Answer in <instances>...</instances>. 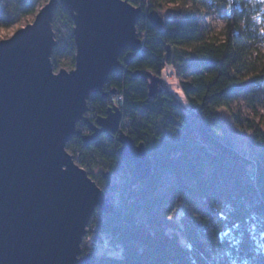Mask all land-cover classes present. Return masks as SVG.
I'll use <instances>...</instances> for the list:
<instances>
[{"label":"trees","instance_id":"trees-1","mask_svg":"<svg viewBox=\"0 0 264 264\" xmlns=\"http://www.w3.org/2000/svg\"><path fill=\"white\" fill-rule=\"evenodd\" d=\"M128 1L145 11L146 0ZM199 1L152 0L183 6L166 20L162 31L143 14L145 48L123 53V67L106 84V90L124 94L128 134L136 144H145L153 160L150 178L139 181L133 164L112 151L116 135H105V146L95 142L85 147L80 139L70 142L82 152L84 167L95 163L91 155L95 154L108 168L123 171L126 178L125 211L100 213L95 222L97 233L112 235L123 250L105 254L95 264H264V249L248 233L249 223L264 222V150L247 157L218 136L229 121L253 128L241 113L233 111L231 100L246 92L260 97L264 91V61L255 57L264 42V26L255 23L264 17L263 8L260 0H221L226 28L220 36L212 34ZM14 10L24 16L35 14L38 0H15ZM57 20L74 27L62 7L55 14ZM167 44L184 48V56L177 59L191 76L181 82L188 100L185 108L169 88L151 97L148 82L134 76L144 71L163 78L174 61ZM108 99L94 94L89 105L106 115ZM166 174L175 178V185L166 186ZM172 195L178 197L175 205H171ZM186 200L198 217L188 213ZM167 207L175 210L170 220L162 214ZM178 210L184 212L180 221L175 215ZM141 215L147 217L146 224L139 223ZM237 224L239 228L233 227ZM229 229V235H224Z\"/></svg>","mask_w":264,"mask_h":264},{"label":"water","instance_id":"water-1","mask_svg":"<svg viewBox=\"0 0 264 264\" xmlns=\"http://www.w3.org/2000/svg\"><path fill=\"white\" fill-rule=\"evenodd\" d=\"M59 7L74 23L76 64L55 73L53 22ZM142 17L143 9L128 0H49L34 23L0 41V264L96 263L95 254L82 256L87 227L96 211H117L67 151L80 121L93 131L83 136L85 147L118 134V153L133 164L138 180L152 175L145 144L120 130L117 107L96 124L85 117L91 96L103 94L110 75L123 67V53L145 48L137 31ZM146 17L164 29L157 10ZM134 76L148 82L151 97L163 92L161 76ZM103 177L110 186L109 173Z\"/></svg>","mask_w":264,"mask_h":264},{"label":"rangeland","instance_id":"rangeland-1","mask_svg":"<svg viewBox=\"0 0 264 264\" xmlns=\"http://www.w3.org/2000/svg\"><path fill=\"white\" fill-rule=\"evenodd\" d=\"M48 2L49 0H38L37 12L35 14L24 16L16 13L14 10L15 0H0V41L11 38L21 28L34 23L37 13ZM260 2L262 4L264 13V0H260ZM159 4H162V6ZM182 6V3H153L152 0H146V8L145 11H143V14H147L152 10H157L161 16L167 20L172 18ZM198 6L205 15L207 25L210 27L212 34H220L221 36L226 28V19L223 17L221 12L223 2L221 0H200ZM151 7H153V9H150ZM255 23L258 26H264V17L262 19L256 18ZM53 30L55 33V39L57 41V45L55 46L51 56L54 72L58 73L63 69L72 71L75 69L76 64L74 27L70 28L60 20H57L53 22ZM137 31L143 45L145 46V37H147V32L146 30L144 31L142 29L140 22L137 25ZM167 50L172 53L174 61L172 64H169L163 72L164 83L162 87L169 88L176 96L180 105L185 108L188 106V100L181 88V82L190 80L191 76L184 64L179 61L184 56V48L167 44L166 51ZM258 51L260 54H255V57L258 61H264V42L258 46ZM105 87L104 91L106 90ZM231 107L235 113H241L246 119H248L252 123L253 128H249L247 124L239 125L234 121H229L225 124L224 129L218 132V136L223 142H228L232 149L245 154L247 157L257 156L264 150V91L260 97L255 96L251 92H246L239 97L233 98L231 100ZM89 108H93V105H89ZM103 137H105V135L100 136L98 139ZM73 139H76V137ZM99 143L105 146L103 139H100ZM68 145L67 151L73 156L75 163L87 171L89 177H91L97 183V185L110 199L115 200L113 197H116L117 190L115 188L110 189L109 186L105 184L106 180L103 177V173H109L111 183L113 181L122 182V176L120 179L119 173L118 175L111 174L108 170V164L95 154H91L95 158V163L84 167L80 159L82 152L77 149V144L70 143L69 147ZM164 182L166 183L167 187L173 186L175 185V178L169 174H166L164 176ZM171 199V205H175L178 201V197L176 195H172ZM196 201L198 205L201 206V201L199 199ZM112 203L115 205L114 202ZM184 206L192 217H198L196 208L189 202V200H186ZM174 211V209L167 207L162 214L170 220L174 215ZM183 213V210H178L175 213L177 221H180ZM99 218L100 212L96 211L87 227V233L83 237L81 244L82 256L88 254H99L102 250V248L99 246L97 252H94L95 250L91 252V248H93L95 245H98L96 242H98V238L101 235L97 233V227L95 226V222ZM139 223L146 224L147 217L141 215L139 217Z\"/></svg>","mask_w":264,"mask_h":264},{"label":"built area","instance_id":"built-area-1","mask_svg":"<svg viewBox=\"0 0 264 264\" xmlns=\"http://www.w3.org/2000/svg\"><path fill=\"white\" fill-rule=\"evenodd\" d=\"M145 16H146V14H145ZM105 89H106V87H105ZM102 95L106 98L109 97V99H108L109 107L108 108L117 107L121 111L122 120L120 122L119 128H120V130H122L123 132L128 134L129 130H130V120L126 115L124 94L123 93H112L109 90H105ZM104 116H106V115H104L102 112H100V113L97 112V110L94 107L89 108L88 112L85 115L87 121H89L92 124H96L97 119L100 117H104ZM77 130H78V135L76 136V139H80V140H82L83 136L90 135L93 133V131L91 130V128L89 127V125L85 121H80V123L77 126ZM115 137H116V139H115V143L113 144L112 151L121 159L122 157L118 153V150L120 147V144L117 141L118 135L116 134ZM100 139H103L104 143L106 142V140H104L105 137L100 138ZM100 139H97L95 142H99ZM123 164H124V162H123ZM124 167L127 170V167L125 164H124ZM108 170L110 171L111 174L118 175V173H119L120 174L119 178L121 179V176L123 178V179H121L122 182L113 181L111 183V185L109 186V188L113 187L117 190L116 197L115 196L113 197L115 200L111 199L112 202L115 203V208H117L116 210L117 211L120 210L121 212H124L125 208H126V200L128 197V192H126L124 194V189H123V185L126 182V178H124V176H123L124 172L123 171L117 172L116 170H113L110 167L108 168ZM129 177H130L129 179H131L130 175H129ZM124 196H125V198H124ZM96 244H98V245L93 246V248H91V252H93L94 250H95L94 252H97L99 246L102 248V250L100 251L99 254H95L97 256V259L102 257L105 254H110V253L120 254L123 250V244L115 241L113 236L110 234H105V233L101 234L100 237L98 238V242H96Z\"/></svg>","mask_w":264,"mask_h":264},{"label":"snow or ice","instance_id":"snow-or-ice-1","mask_svg":"<svg viewBox=\"0 0 264 264\" xmlns=\"http://www.w3.org/2000/svg\"><path fill=\"white\" fill-rule=\"evenodd\" d=\"M253 221L256 220L255 217L252 218ZM233 227L239 228V225H234ZM258 227L260 228L258 232ZM231 232V229L226 231L224 235H229ZM248 233H249V239L252 240V242L261 249H264V222H262L260 225H258L255 222L249 223L248 226ZM237 244L241 243V241H236Z\"/></svg>","mask_w":264,"mask_h":264},{"label":"bare ground","instance_id":"bare-ground-1","mask_svg":"<svg viewBox=\"0 0 264 264\" xmlns=\"http://www.w3.org/2000/svg\"><path fill=\"white\" fill-rule=\"evenodd\" d=\"M148 13H149V12H148ZM105 86H106V85H105ZM117 135H118V134H117ZM111 188H113V187H111ZM111 188H110V189H111Z\"/></svg>","mask_w":264,"mask_h":264}]
</instances>
